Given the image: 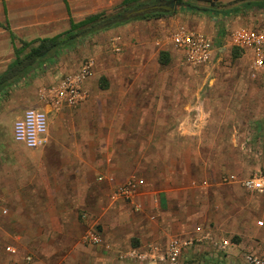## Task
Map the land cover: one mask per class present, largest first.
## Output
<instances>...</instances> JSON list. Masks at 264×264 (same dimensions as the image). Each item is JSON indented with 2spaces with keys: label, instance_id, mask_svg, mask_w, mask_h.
Wrapping results in <instances>:
<instances>
[{
  "label": "crops",
  "instance_id": "crops-1",
  "mask_svg": "<svg viewBox=\"0 0 264 264\" xmlns=\"http://www.w3.org/2000/svg\"><path fill=\"white\" fill-rule=\"evenodd\" d=\"M153 1L0 0V76L15 61L16 49L23 43L64 33L71 28V21L123 9L130 11L141 4H155ZM190 1L212 8L217 14L185 11L179 7L180 11L178 8L174 13L153 19L177 28L187 17V28L197 24L193 26L195 31L213 39L210 21L219 23L226 14L246 8H264V0H242L233 8L217 6L220 1L232 0ZM150 19H132L96 33L74 49L60 52V63L56 61L58 57L52 61L58 69H49V65L44 71H33L0 92V264H149L122 260L118 254L130 248L146 250L149 246H162L177 236L202 238L205 235L206 241L214 236H230L237 238L241 246L245 244L244 237L253 235L255 218H251V212L257 206L251 199L247 203L251 207L244 212L242 193H237L240 186L234 185L242 186L243 178L237 177L240 179L230 181L229 185L218 182L214 159L201 165L200 171L209 175L203 187L196 180L183 183L178 177L181 170L182 179L191 171L188 163L179 169L176 157L187 152L189 141L183 136L186 133L195 136L201 131L203 102L199 100L189 109L190 113L200 110L197 120L200 127L192 133L190 127H179L183 136H178L177 120L173 116L169 120L174 125L172 131L159 133L155 128L159 126L161 131V125L168 123L162 119V109L172 105L163 101V88L158 87L156 91L161 97L151 102L146 88L141 84L129 85L125 79L132 74L144 79L148 73L144 68H131L135 71L127 75L112 68L108 72V87L102 91L87 84L83 93L87 91L88 97L79 106L64 101L58 107L45 89H38L40 82H50L66 71L79 69L81 56L95 54L98 60H110L112 54L108 47L113 40L124 54H133L131 60L137 59L140 65L145 61L144 53L155 45L165 46L158 61L161 53L170 61L166 45L173 42L165 37L170 29H163L165 33L161 37L163 32H148ZM239 29L264 33L256 28ZM249 51L254 54L253 50ZM96 67L94 80L99 78L101 69L109 70V67L101 68L100 63ZM33 75L37 80L27 84ZM134 89L137 96L126 98L125 94ZM97 92L109 93L107 99L98 100ZM31 108L43 109L48 114L47 142L36 149L15 141L13 135L15 121ZM151 110H155L151 113L154 116L149 113ZM189 119L190 115L184 121ZM205 119L204 123L209 121ZM116 123L125 125L122 134L113 130ZM208 137L204 134L203 139ZM179 144L183 145L182 152ZM211 157L215 158V154ZM135 175L143 183L127 204L117 189ZM190 183L207 189V196L194 197ZM259 224L264 225V221ZM96 225L103 237L102 245L86 239L88 230L98 229ZM10 246L17 249L16 253L8 251ZM28 256L31 261L27 260Z\"/></svg>",
  "mask_w": 264,
  "mask_h": 264
},
{
  "label": "rangeland",
  "instance_id": "rangeland-1",
  "mask_svg": "<svg viewBox=\"0 0 264 264\" xmlns=\"http://www.w3.org/2000/svg\"><path fill=\"white\" fill-rule=\"evenodd\" d=\"M240 1L242 0H232L228 2L220 1L217 3V6H228L233 8V6ZM180 10L181 8H179V11ZM237 17L240 18L237 19ZM152 19L153 18L150 19L152 24L148 25L146 30L156 34L163 32V34L159 35V37H161L165 33L163 29L168 27L170 30L166 31L167 35L165 37H168L170 42H173V38L171 37L182 25H185L186 28L188 26L187 17L184 18L183 22L177 24V28H175V26L172 27V25L167 26L165 22ZM193 26H197V24H191L190 28L188 27L187 29L195 31ZM210 26V29L214 31L212 32L214 46L212 49V57L206 63H197L191 60L176 47L173 42L172 44L166 45L169 46L168 52L170 58L167 65H162L158 61L160 51L162 49L164 51L165 49V46L160 45H155V49L152 48L153 50L149 48L147 52L144 53V63L140 65L136 62L137 59L131 60L133 54L131 56L124 54L125 51L122 47L117 44L116 40H113L111 41L110 47H108L109 52L112 54L110 60H98L95 54L91 56H81V65L79 69L77 68L75 71H66V73L60 74V77L53 81L40 82L38 89H45V91L49 90L62 76L79 71L83 64L92 60L94 65L91 74H89L82 85L81 95L76 101L71 103H74L75 106H79L88 97L86 96L88 95L87 91L83 93L87 84L91 87L93 86V88L97 87L102 91L108 87V84H110L108 72L112 68H118V70L126 75L135 71L131 68H144L148 72L144 79L141 80L140 78H136L133 74L125 79L130 82L129 85L138 86L141 84L142 88H146L147 99L151 102L155 101L156 97H161V94L159 95L156 91L158 87L161 86L163 88V101L172 105L162 109V119H166L168 123L161 125V131L159 126H155L159 133L165 132L166 130L168 133L172 131L174 125L169 121L172 116L177 120L175 128L177 129L178 127L179 129L178 136L179 134L183 136L180 133L183 130L181 131L179 127H190L189 131H191V133L193 130L196 131L200 127V122L197 121L199 119L198 112L200 110L190 113L189 109L191 104L199 100L204 104V110L201 109L202 124L200 133L195 136L186 133L183 137L189 141L187 144V152L186 154H180V157H176V159L179 160V169H182V166L185 167L187 163L191 164L192 172L189 171L184 179H182V170L179 173L178 177L180 182L181 180L183 183L196 180L200 182V186L203 187L209 175L200 171V168L202 164H206L205 161L210 162L212 159H214V168H216L215 171L217 172V178L215 180L218 182L221 181L223 185H229L228 183L230 180L226 178H229V176H231L230 174H236V176L241 179L254 175L264 177V66L262 68L256 67L254 63V54L249 51L251 49H248V51L247 49L242 51L239 50L240 57L238 58L233 56V50L237 48L235 45L236 34L239 30H242L239 28L248 27L264 30V8H246L242 12L228 13L219 23L210 21ZM61 60L62 59L58 57L56 61L60 63ZM97 63H100L101 68L109 67V70L106 71L101 69L99 78L94 80ZM49 69L55 70L58 68L50 64ZM36 77V75H33L28 78L27 84H33L37 80ZM172 87L177 88V90L172 91ZM108 94L109 93L106 92H97L96 96L98 100L104 99L105 101ZM125 96L126 98L136 97V90L134 89L132 92L126 93ZM173 102L178 104L177 107L174 106ZM153 112H155V110H151L149 113L151 114ZM189 115V121L185 122L184 120ZM205 118L209 120L208 122L206 121V123H204L206 120ZM124 127L125 125L122 126L116 123L113 130L122 134ZM149 127L153 128L154 126H148V128ZM204 134H208L209 137L203 139ZM184 141V143H186V140ZM195 145H197L199 149L197 151L198 153H195V150H197V148L194 149ZM182 146L181 144L178 146L180 152H182ZM184 148L186 149V147ZM213 154H215V158L211 157ZM222 167H226L227 169H223ZM220 170L222 173L219 172ZM224 174H226V177H221L224 176ZM129 182H135L138 185L142 184L140 183V177L136 175L131 176L124 183L127 184ZM138 185L136 187V194L138 192ZM190 185H192V190H194V197L199 195L200 197L207 196V189L198 188V183L197 185L190 183ZM234 185L240 186L237 193H242L241 198H243L244 201V212L251 207L247 204L249 200L252 199L251 202L255 201L254 205H256L257 208L255 207L256 210H252L251 212V218H255L253 222L254 233H252L253 235L248 234L244 237L245 244L241 246H238V242L234 240V237L224 236L215 238L213 235V240L217 242L221 239L228 238L237 244L236 247L230 249L231 253L229 254V258L226 262H223V264H241V254L243 252L255 251L264 255V225L259 224V221H264V208H262L264 207V194L248 191L243 185L241 186L237 183H234ZM123 200L127 204L131 201V199L126 198H123ZM97 230H99V228ZM86 231L87 229L84 233V240ZM173 239L176 238H172L171 240ZM177 239L187 238H179V236H177ZM213 240L195 241L194 244L184 252L179 264H220L217 257L210 256L211 253H214L215 249ZM170 241L164 243L162 246L157 245V247L165 252ZM120 253L118 255H120Z\"/></svg>",
  "mask_w": 264,
  "mask_h": 264
},
{
  "label": "built area",
  "instance_id": "built-area-1",
  "mask_svg": "<svg viewBox=\"0 0 264 264\" xmlns=\"http://www.w3.org/2000/svg\"><path fill=\"white\" fill-rule=\"evenodd\" d=\"M172 38L175 46L191 60L197 63H206L211 59L214 43L210 36L201 32L191 31L182 26L173 34ZM235 43L236 47L241 51L246 49L253 50L254 63L257 68L264 66V33L245 29L239 30L236 34ZM93 65L94 62L92 60L86 62L79 71L62 76L52 88L47 90L54 105L59 107L64 101L72 103L80 97L82 85L89 74H91ZM48 128V114L46 111L43 109H28L14 123V139L27 148H41L47 142ZM228 180L238 181V178L235 174H232ZM140 183H143V181H140ZM137 185L135 182H129L120 186L117 189V193L123 198L133 199ZM242 185L248 191L264 194L263 176H249L243 179ZM86 239L95 245L104 243L100 232L94 229L88 230ZM204 239H207L205 235L202 238H176L170 241L165 252L154 246H149L146 250L130 248L127 252L120 253L119 258L122 260H138L149 264H179L184 252L195 241L200 242L204 241ZM209 239L213 240V238ZM213 243L215 249L210 256L217 257L220 264L228 260L231 253L230 249L237 246L228 238L221 239L218 242L213 240ZM16 250L13 246L8 247V251L11 253H16ZM27 260L31 261L32 258L28 256ZM241 264H264V255L249 251L243 252L241 254Z\"/></svg>",
  "mask_w": 264,
  "mask_h": 264
},
{
  "label": "trees",
  "instance_id": "trees-1",
  "mask_svg": "<svg viewBox=\"0 0 264 264\" xmlns=\"http://www.w3.org/2000/svg\"><path fill=\"white\" fill-rule=\"evenodd\" d=\"M164 0H154L152 3ZM176 10L184 7L186 10L193 12H209L215 14V10L199 6L190 0H176ZM138 5L136 8L143 6ZM128 9L119 12L106 14L100 13L90 16L82 21H71V28L61 34L51 38H40L23 43L21 48L16 49L17 57L9 68L0 76V92L16 85L21 80L27 78L33 71L46 70L52 61H54L64 50H71L83 43L90 36L111 29L115 26L124 24L132 19L138 18H158L170 13L151 12L144 16H134L132 18H124V14ZM214 12V13H213ZM239 48L233 50V56L240 57ZM160 62L168 64L169 59L165 53H161ZM238 241L237 238H234Z\"/></svg>",
  "mask_w": 264,
  "mask_h": 264
},
{
  "label": "water",
  "instance_id": "water-1",
  "mask_svg": "<svg viewBox=\"0 0 264 264\" xmlns=\"http://www.w3.org/2000/svg\"><path fill=\"white\" fill-rule=\"evenodd\" d=\"M176 7V0H164L152 5H144L139 8L130 10L124 14V18L129 19L134 16H144L151 12L174 13Z\"/></svg>",
  "mask_w": 264,
  "mask_h": 264
}]
</instances>
